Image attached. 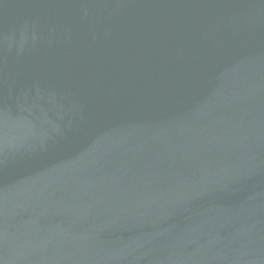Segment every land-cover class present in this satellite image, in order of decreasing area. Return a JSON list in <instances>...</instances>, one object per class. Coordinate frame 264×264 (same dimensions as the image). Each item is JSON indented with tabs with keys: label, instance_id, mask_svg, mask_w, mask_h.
I'll return each instance as SVG.
<instances>
[{
	"label": "water",
	"instance_id": "1",
	"mask_svg": "<svg viewBox=\"0 0 264 264\" xmlns=\"http://www.w3.org/2000/svg\"><path fill=\"white\" fill-rule=\"evenodd\" d=\"M0 264H264V0H0Z\"/></svg>",
	"mask_w": 264,
	"mask_h": 264
}]
</instances>
